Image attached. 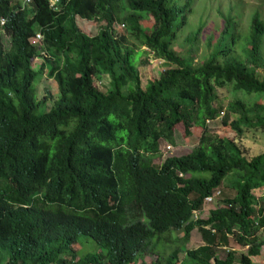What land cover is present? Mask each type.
<instances>
[{
	"label": "trees",
	"instance_id": "1",
	"mask_svg": "<svg viewBox=\"0 0 264 264\" xmlns=\"http://www.w3.org/2000/svg\"><path fill=\"white\" fill-rule=\"evenodd\" d=\"M196 1L0 0V264H145V253L174 264L168 235L186 242L194 229L203 245L179 264L261 255L264 196L253 190L264 188V150L248 156L242 144L264 134V20L253 13L243 33L229 14L196 62L203 22L184 39L188 55L174 50ZM142 54L169 66L145 86ZM45 73L57 97L38 95ZM218 118L227 135L209 128ZM177 127L197 130L196 146L155 163ZM230 238L246 248L238 260Z\"/></svg>",
	"mask_w": 264,
	"mask_h": 264
},
{
	"label": "rangeland",
	"instance_id": "2",
	"mask_svg": "<svg viewBox=\"0 0 264 264\" xmlns=\"http://www.w3.org/2000/svg\"><path fill=\"white\" fill-rule=\"evenodd\" d=\"M255 12H258L262 19L264 20V0H197L192 13L188 14L189 25L188 29L183 30L180 33L179 38L176 42H174V50L177 53L188 55L187 51L191 49V45L184 41L185 37L192 29L196 28L200 22H203V26L201 29V34L198 37V41L195 46L192 48L194 50V58L196 62H200L203 55L208 54L206 44L208 40H211V44L219 38V31L223 28L224 22L228 15L236 19V26L238 32L245 33L248 27L249 19L251 15ZM94 25V24H93ZM88 26L92 27L91 24ZM143 26L149 29L152 26V20L146 19L143 22ZM118 28V32L122 33L123 29ZM2 41L4 45V49H9V40L8 37L3 35ZM264 52V45H263ZM143 62H147L144 64ZM41 63V60H35L33 65L34 69L37 70V67ZM139 73L143 86L146 85L149 79L157 78L159 74L169 68L166 64H164L160 60H156L152 57V55H145L139 57L138 60ZM261 75L264 74L262 69L259 70ZM96 84L100 87L101 91H105L108 88V78L107 76L101 75L99 79H96ZM38 95L41 98L48 96L50 94L51 97H57V87L52 78H50L46 73L42 76L40 81L37 84ZM219 92V99L223 106H225L229 100V95L226 90L221 89ZM264 103V97L262 99ZM49 108L50 105H47ZM181 127H177L175 130V144L162 142L160 145V157H157L155 163H161L168 156H182L190 153L197 144V130L194 129V133L191 137L186 138L183 135V132L180 130ZM209 128L213 132L214 135L224 136L227 135L229 130L224 129L220 118L209 123ZM242 144L243 148L246 150L248 156L254 155L259 151L264 150V134L257 133L254 138L245 139ZM167 146H171V149H167ZM167 149V151H166ZM253 194L255 196L261 197L264 196V188H259L253 190ZM220 204V203H219ZM218 204V205H219ZM209 210L206 208L201 215H195L198 218H203L205 220L208 217ZM194 217V219H196ZM262 240H264V230L261 231ZM89 240V239H88ZM166 242V251L165 256L168 257L172 251H177V259L176 263L179 264L181 260L184 259V255L186 251L196 249L203 245L201 240V236L197 229H194L191 232L190 238L188 241L184 242L182 239V233L180 232H171L168 235ZM90 244H87V252L90 249H93V243L89 240ZM229 250H233L236 253V259L238 260L239 255L246 251V248H242L236 244V242L230 238L229 246L227 247ZM217 256L223 258L227 250L224 248L216 249ZM145 261V264H150V262H155L157 259L156 254L154 253H145L142 258ZM142 260H139V263ZM254 264H264V246L262 248L261 255L253 258ZM162 264H166L164 261Z\"/></svg>",
	"mask_w": 264,
	"mask_h": 264
},
{
	"label": "built area",
	"instance_id": "3",
	"mask_svg": "<svg viewBox=\"0 0 264 264\" xmlns=\"http://www.w3.org/2000/svg\"><path fill=\"white\" fill-rule=\"evenodd\" d=\"M31 1L32 0H22V5L23 6L29 5L31 3ZM58 2H59V0H50V6L53 7V8H55V6H56V4ZM0 23H1V25H3L4 24V20H1ZM40 40H41V35L40 34H37L36 35V41H40ZM167 149H171V146H167ZM167 149H166V151H167ZM180 176H182V175H180ZM219 194H220V192L219 191H216L213 196L206 198L205 199V202L206 203L212 202L213 198L214 197H217Z\"/></svg>",
	"mask_w": 264,
	"mask_h": 264
}]
</instances>
